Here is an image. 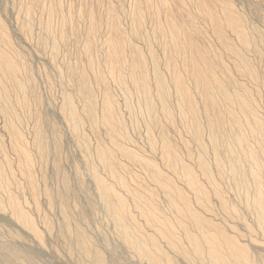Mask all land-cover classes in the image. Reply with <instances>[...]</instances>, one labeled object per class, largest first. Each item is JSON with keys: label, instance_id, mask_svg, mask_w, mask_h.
<instances>
[{"label": "bare ground", "instance_id": "bare-ground-1", "mask_svg": "<svg viewBox=\"0 0 264 264\" xmlns=\"http://www.w3.org/2000/svg\"><path fill=\"white\" fill-rule=\"evenodd\" d=\"M11 4L61 91L46 101L0 10V217L16 228L0 225V264L47 249L59 264H264V34L246 12Z\"/></svg>", "mask_w": 264, "mask_h": 264}, {"label": "rangeland", "instance_id": "rangeland-1", "mask_svg": "<svg viewBox=\"0 0 264 264\" xmlns=\"http://www.w3.org/2000/svg\"><path fill=\"white\" fill-rule=\"evenodd\" d=\"M11 1V2H10ZM0 0V10H1V12H2V10H4V8H5V10H7L8 9V11L7 12H3V16H4V19H5V22H6V24H7V26L9 27V29H11L10 31H12L11 32V34H12V36H13V39L14 40H18V41H15V43H16V45L18 46V47H22L23 46V49L25 50V51H30L31 50V55H30V63L31 62H33L34 61V63H31L32 65V67L34 68V66H35V70L37 71V78H38V81H39V84H40V87H41V90H42V94H43V96H44V98L46 99V101H48L49 99H51V97L52 96H54V99L57 101V100H59L60 99V93H59V91H61L60 89H61V85H59L58 83V81H57V77H54V79H56V80H54L53 79V85H52V87L47 83V81H46V79H45V76L43 75V70H46L47 68H48V66H47V62H46V58H42L41 57V55L40 54H37L36 52H34L33 50H32V47L31 48H29V46L26 44V42H24V40L22 39V37L18 34L17 35V31L15 30L16 29V16L14 15L15 13L12 11V0ZM251 2V4H250V2ZM256 1H257V3H256ZM232 2H233V4L236 6V9H238L239 11H241V13H245L244 15L247 17V16H249V17H247V18H250V19H248V20H252L251 21V23L253 24V25H255L256 27H260L259 29L263 32V34H264V8H262V7H264V0H232ZM262 2V3H261ZM11 5H10V4ZM256 3V4H255ZM250 4V5H249ZM2 5V6H1ZM244 5V6H243ZM263 5V6H262ZM4 6H6V7H4ZM241 6V7H240ZM252 6V9L250 8ZM253 6H254V8H253ZM258 6V9H259V13H257L256 11V14H258V15H256V14H254V16H253V13L252 12H254V9L256 8ZM3 8V9H2ZM7 8V9H6ZM263 9V10H262ZM11 11V12H10ZM261 11H263L262 13H260ZM252 14H251V13ZM254 12V13H255ZM8 13H10V14H12V15H10L9 17L7 16V14ZM246 14H248V15H246ZM9 15V14H8ZM256 15V16H255ZM262 15V16H261ZM6 16V17H5ZM258 16V17H257ZM13 17H15V19L13 18ZM263 17V18H262ZM14 20V21H13ZM15 23V24H14ZM14 24V25H13ZM258 24V25H257ZM14 30V31H13ZM19 36V37H18ZM20 39V40H19ZM19 42V43H18ZM26 46V47H25ZM28 47V48H27ZM34 53V54H33ZM263 53H264V48H263ZM264 55V54H263ZM35 56V57H34ZM38 56H40V57H38ZM35 58V60H33ZM40 59V60H39ZM45 61H44V60ZM36 61V62H35ZM39 61V62H38ZM43 61V62H42ZM35 63H36V65H35ZM34 64V65H33ZM43 64H45V65H43ZM38 66V67H37ZM44 68H43V67ZM47 68H46V67ZM38 70H37V69ZM41 69V70H40ZM41 71V72H40ZM40 72V74H38ZM261 72H262V74H263V77H264V60H263V64H262V67H261ZM41 73H42V75H41ZM39 75V76H38ZM42 79H44V81L42 80ZM55 81V82H54ZM43 82H46V83H43ZM44 85H46V86H44ZM48 85V86H47ZM57 85V86H56ZM45 87H47V88H45ZM51 87V88H50ZM59 87V88H58ZM56 90H55V89ZM48 89H50V90H48ZM52 90V91H51ZM50 91V92H49ZM55 93H56V95H55ZM59 93V94H58ZM263 94H264V90H263ZM47 95V96H46ZM55 96H56V98H58V99H56L55 98ZM50 112L52 113V114H55V112H54V109L53 108H50ZM54 116V115H53ZM72 150V151H71ZM67 153H68V156H69V158L71 159V161H66L67 163H66V167H67V169L68 170H71V167H68V166H71L70 164H71V162L72 161H76L77 160V155H74V152H73V149H71V146H67ZM76 154V153H75ZM76 157V158H75ZM70 162V163H69ZM69 163V164H68ZM0 222H1V224L0 225H2V226H4L6 229H14L13 228V225L12 224H10L8 221H6L5 219H3V218H1L0 217ZM16 229V228H15ZM110 235H111V233H110ZM52 244V246H57V244H55L54 242H51L50 244H49V246ZM40 254V256H41V259H42V261L44 262V263H46V264H59V262H58V260H57V258L49 251V249H47V250H45L44 252H40L39 253Z\"/></svg>", "mask_w": 264, "mask_h": 264}]
</instances>
